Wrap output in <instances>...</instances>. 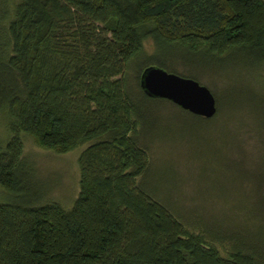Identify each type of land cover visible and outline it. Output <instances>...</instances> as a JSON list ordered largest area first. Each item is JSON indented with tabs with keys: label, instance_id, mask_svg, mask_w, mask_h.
Listing matches in <instances>:
<instances>
[{
	"label": "trees",
	"instance_id": "trees-1",
	"mask_svg": "<svg viewBox=\"0 0 264 264\" xmlns=\"http://www.w3.org/2000/svg\"><path fill=\"white\" fill-rule=\"evenodd\" d=\"M231 62L264 79V0H0V186L18 192L33 177L22 133L60 153L92 141L69 209L0 202V264H264V195L255 230L225 231L188 222L146 183V127L171 101L144 91L142 71L198 80ZM212 93L213 117L179 111L228 119Z\"/></svg>",
	"mask_w": 264,
	"mask_h": 264
},
{
	"label": "rangeland",
	"instance_id": "rangeland-1",
	"mask_svg": "<svg viewBox=\"0 0 264 264\" xmlns=\"http://www.w3.org/2000/svg\"><path fill=\"white\" fill-rule=\"evenodd\" d=\"M146 44L150 47V40ZM257 72L264 75V68ZM198 81L218 93L231 115L206 123L171 102L154 107L153 111L161 112L146 127L153 163L147 186L188 222L198 216L225 231L248 225L253 231L260 218L257 214L251 224L257 212L253 205L264 195L258 187L264 175V116L255 110V105L262 104L259 96L264 95V79L253 69L231 62L214 72L198 73ZM9 137L6 113L0 111V146ZM21 139L22 157L32 164L33 177L18 192L0 186V202L33 205L53 201L69 209L79 193L78 157L92 141L60 153L40 147L25 133Z\"/></svg>",
	"mask_w": 264,
	"mask_h": 264
},
{
	"label": "water",
	"instance_id": "water-1",
	"mask_svg": "<svg viewBox=\"0 0 264 264\" xmlns=\"http://www.w3.org/2000/svg\"><path fill=\"white\" fill-rule=\"evenodd\" d=\"M140 85L149 96L169 100L194 115L211 118L217 112L210 88L194 78L149 66L140 75Z\"/></svg>",
	"mask_w": 264,
	"mask_h": 264
}]
</instances>
